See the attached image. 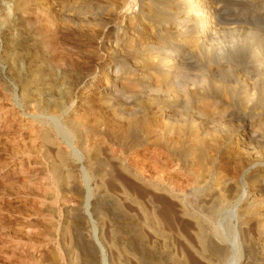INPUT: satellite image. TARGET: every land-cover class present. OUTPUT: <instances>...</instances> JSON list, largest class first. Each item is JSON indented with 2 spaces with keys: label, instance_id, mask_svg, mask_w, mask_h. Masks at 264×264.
Masks as SVG:
<instances>
[{
  "label": "rangeland",
  "instance_id": "374dc122",
  "mask_svg": "<svg viewBox=\"0 0 264 264\" xmlns=\"http://www.w3.org/2000/svg\"><path fill=\"white\" fill-rule=\"evenodd\" d=\"M73 1L0 0V264H102L98 250L87 242L96 239L107 264H160L135 236L140 192L131 173L142 163L146 172L151 167L135 160L140 149L131 146L137 135L150 138L154 128L155 115L146 110L147 90L123 91L121 112L102 97L109 61L103 33L96 37L99 31L92 23L73 22ZM222 5L224 24L237 29L219 31L209 62L202 63L218 66L227 77L238 69L249 73L255 81L254 103L264 105V76H259L264 0H226ZM17 13L24 24L15 38L30 44L35 62V77L29 80L21 46L5 49L6 25ZM121 13L117 26L126 24ZM258 49L262 52L255 55ZM194 74H178V92L198 80ZM194 101L173 104L175 117L185 118ZM88 195L92 200L87 201ZM179 244L189 264H203L183 241ZM251 244L250 264H262L259 246Z\"/></svg>",
  "mask_w": 264,
  "mask_h": 264
},
{
  "label": "bare ground",
  "instance_id": "6f19581e",
  "mask_svg": "<svg viewBox=\"0 0 264 264\" xmlns=\"http://www.w3.org/2000/svg\"><path fill=\"white\" fill-rule=\"evenodd\" d=\"M224 1L74 0L69 14L75 24L97 27L96 37L103 33L109 60L101 89L105 100L121 112L123 91L137 86L147 90L146 110L155 115L154 128L150 138L137 135L131 148L140 149L135 160L149 163L151 170L144 171L142 163L127 172L140 192L136 243L160 264H189L180 241L203 264H250L248 246L253 242L264 264V105L254 103L255 81L249 73L238 69L227 77L218 66L202 63L209 62L219 31L237 29L224 24ZM117 12H123L124 26L116 25ZM23 24L17 13L6 25L4 42L7 51L21 46V64L30 79L35 72L30 44L15 38ZM182 70L189 77L194 72L198 82L194 79L180 93L176 80ZM261 70L262 77L264 60ZM191 97L192 110L185 118L175 117L173 104ZM226 124L233 127L220 129ZM87 199L92 200L90 195ZM87 242L107 264L100 242Z\"/></svg>",
  "mask_w": 264,
  "mask_h": 264
}]
</instances>
